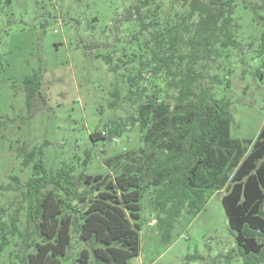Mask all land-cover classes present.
Segmentation results:
<instances>
[{"label":"trees","instance_id":"1","mask_svg":"<svg viewBox=\"0 0 264 264\" xmlns=\"http://www.w3.org/2000/svg\"><path fill=\"white\" fill-rule=\"evenodd\" d=\"M166 2L170 21L159 14ZM232 11L233 0H131L123 18L137 23L140 53L132 54L137 70L126 77V96L148 99L138 118H129L133 126L138 121L147 127V150L135 151L113 173L96 175H75L67 166L47 169L41 147L24 153L23 165L33 162L34 172L24 185L11 177L22 189L17 205L0 204V261L7 252V264H130L140 252L146 192L161 240L168 243L182 213H199L212 192L223 191L221 204L240 254L254 257L245 263L264 264V123L254 141L232 140L230 102L198 88L199 61L212 60L219 46H227ZM258 19L264 27V16ZM150 30L153 48L140 39ZM261 41L264 55V28ZM101 58L115 72L111 55ZM146 73L153 77L149 96L142 86ZM21 83L30 106L40 97V80L33 75ZM122 127L110 122L108 140L120 136ZM90 139L105 140L100 132ZM72 249H79L75 256Z\"/></svg>","mask_w":264,"mask_h":264},{"label":"rangeland","instance_id":"2","mask_svg":"<svg viewBox=\"0 0 264 264\" xmlns=\"http://www.w3.org/2000/svg\"><path fill=\"white\" fill-rule=\"evenodd\" d=\"M130 5L131 0H0V204L20 202L22 189L11 177L26 183L34 163L24 166L23 155L40 147L47 169L67 166L75 175L113 173L135 151L147 150V127L142 129L138 121L133 126L129 118L137 119L148 99L126 96V77L137 70L132 54L140 53L137 23L123 18ZM169 8L166 2L160 18L172 20ZM260 16L264 0H233L227 46H219L217 57L197 66L198 88L230 102V138L241 143L254 141L264 123ZM153 31L140 36L150 48ZM187 50L184 46L180 52ZM107 54L117 67L113 73L101 58ZM33 75L40 80V97L28 106L21 80ZM145 78L142 86L149 96L153 77L146 73ZM114 101L117 105L110 108ZM145 121L150 124V115ZM110 122L124 129L111 141L106 130ZM94 132L105 140L91 141ZM220 195L212 192L199 213H182L165 243L146 192L140 201V252L130 264H246L254 259L240 254ZM79 249H72V255ZM8 262L6 252L0 264Z\"/></svg>","mask_w":264,"mask_h":264},{"label":"crops","instance_id":"3","mask_svg":"<svg viewBox=\"0 0 264 264\" xmlns=\"http://www.w3.org/2000/svg\"><path fill=\"white\" fill-rule=\"evenodd\" d=\"M217 193L221 194V195H220V199H221V196H222V193H223V192H222V191H220V192H217Z\"/></svg>","mask_w":264,"mask_h":264}]
</instances>
